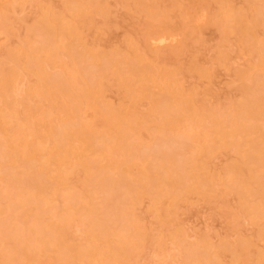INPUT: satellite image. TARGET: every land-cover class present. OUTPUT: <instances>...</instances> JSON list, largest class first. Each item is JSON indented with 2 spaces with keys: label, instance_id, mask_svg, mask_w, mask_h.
<instances>
[{
  "label": "rangeland",
  "instance_id": "1",
  "mask_svg": "<svg viewBox=\"0 0 264 264\" xmlns=\"http://www.w3.org/2000/svg\"><path fill=\"white\" fill-rule=\"evenodd\" d=\"M46 14L53 20L54 39L62 45L51 49L52 53L44 47H48L47 38L54 40L53 36L40 32L41 25L38 28ZM73 71L79 74L78 82L72 85L77 103L59 93L68 86ZM42 74L51 80L50 89L40 82ZM0 78L7 81L4 84L0 79V118L14 117L6 120L5 126L0 124V223L13 233L21 227L27 229L41 212L60 227L58 239L70 249H89L91 240H97L92 247L94 254L86 263L77 257L60 260L51 246L36 249L32 262L23 259L20 264H202L206 256L219 257V264H264V205L257 197L263 187L257 188L260 182H256L249 190H242H256L257 196L243 194L227 172L232 166H246L255 156L254 145L264 138V0H0ZM250 110L258 119L248 117L253 113ZM65 117H70L67 127L62 122ZM118 121L131 123L138 131L131 132L133 145L127 143L135 145L131 151H136L133 155L138 162L131 174L139 176L141 163L153 179L144 173L142 186L146 188H142L149 191L141 189L133 193L134 197L128 194L130 199L126 196V202L134 199L128 202L125 215L130 224L123 220L130 229L120 237L110 235L102 240L92 232H99V227L91 230L86 222L92 203L96 214L100 211L102 215L117 202L104 184L110 182L109 177L121 179L120 170L129 164L125 156L131 153L128 147H124L127 155L120 150L122 132L114 131ZM50 126L60 135L51 136L47 131ZM69 130L77 134L72 142L74 154L70 152L57 165V138L66 141ZM38 132L48 133L47 141L40 142ZM14 140L27 143L26 151L33 159L30 173L34 174L40 164L47 168L35 181L43 187V194H25L30 199L44 200L41 209L27 205L26 218L11 207L17 185L10 181L13 168L3 165L7 158L1 149H6L4 143ZM85 142L94 144L97 150L84 152L81 147ZM101 148L111 151L104 160L96 154ZM79 151L87 161L97 158L104 165H116L103 172L107 181H103L100 169L96 168L100 173L95 168L88 171L81 160L78 162V155H82ZM174 154L177 162L171 167ZM192 154L202 164L199 172L189 167ZM156 155L158 162L171 167V182L180 178L178 173L172 175L174 171L186 169L194 175L176 191L170 188L177 193L175 200L171 190L160 197L157 188L149 186L165 172L154 164ZM21 160L14 165L17 171L24 170ZM255 165L250 162L247 166L259 172ZM155 168L163 172L155 176L159 174L152 173ZM59 171L65 173L61 183L56 180ZM252 172L246 170L241 176L248 178ZM72 195L81 198L79 203L74 201L79 213L71 210ZM99 208L105 211L97 212ZM117 219L109 220L116 230L124 223ZM0 240V264H9L4 259L11 256L15 243L1 233ZM123 241L127 248H123ZM121 246L126 251H121ZM117 248L122 253L115 255ZM201 252L208 255L202 257ZM196 260L200 262L194 263Z\"/></svg>",
  "mask_w": 264,
  "mask_h": 264
},
{
  "label": "bare ground",
  "instance_id": "2",
  "mask_svg": "<svg viewBox=\"0 0 264 264\" xmlns=\"http://www.w3.org/2000/svg\"><path fill=\"white\" fill-rule=\"evenodd\" d=\"M47 13V12H46ZM44 16V15H43ZM49 17V14L47 15H45L44 16V19H45V21H43V18L40 20V21H43V25L42 24H39L38 25V28L40 27V25H41V27H42V29L43 30H39V29H37V30H39L40 32L42 31V32H46V34L48 33V36H53L52 38L54 39L55 38V34H54V31H55V29L52 27V25H53V20L50 18H46V17ZM45 22V23H44ZM40 23H42V22H40ZM44 27V28H43ZM37 28V27H36ZM53 28V30H51ZM56 33V32H55ZM45 33L43 34V36L44 35H46ZM42 35V34H41ZM43 38H46V36L45 37H43ZM49 39H51V38H49ZM48 38H47V41H49L48 43L49 44H47V42L46 43H44L45 45L47 44V46L48 47H44V49L46 48V49H48L47 51H48V53L49 52H51V49L54 51V50H57V49H55V48H60V46H62L61 45V42H59V41H57L56 39H54V40H49ZM44 40H46V39H43V41ZM64 45V44H63ZM52 53V52H51ZM79 71V70H78ZM8 73V72H7ZM6 73V74H7ZM10 74V73H9ZM40 74H41V72H40ZM10 76H12V75H10ZM42 76H43V78H42ZM3 78V77H2ZM5 78H8V76L7 77H5ZM41 78L43 79H41V81L40 82H42V83H44L49 89L51 88V86L52 85H50V82L49 81H51L50 79H49V81H47V79H46V74H42L41 75ZM1 79V78H0ZM78 79H79V74L77 73V72H75V71H73V72H71L70 74H69V83H68V86L66 85L65 86V88L63 89L62 87V91H59V93L62 95V96H65L66 98H67V100L69 99V101H70V99H73L74 101H76L75 103H77L78 102V98H77V96H74L73 95V93H72V85L74 84V83H76V82H78ZM88 79H90V78H88ZM3 80H5V79H3ZM2 79H1V81H3ZM8 80V79H7ZM9 81V80H8ZM54 81H56L57 82V80H54ZM4 82V81H3ZM3 82H1L0 84L2 85V83ZM5 82H7V81H5ZM5 82H4V84H5ZM49 83V85H48V83ZM60 82V81H59ZM41 83V84H42ZM53 83V82H52ZM61 83V82H60ZM55 84V83H54ZM57 84V83H56ZM56 84H55V86H56ZM88 85L90 84V81H88V83H87ZM7 85V84H6ZM6 85H4V86H6ZM60 84H58V86H59ZM61 85H63V82L61 83ZM60 85V86H61ZM40 86V85H39ZM43 86V85H42ZM1 87V86H0ZM8 87V86H7ZM6 87V88H7ZM41 87V86H40ZM39 87V88H40ZM53 87H54V85H53ZM2 88H3V86H2ZM5 88V87H4ZM3 88V89H4ZM43 88V87H42ZM42 88H40V90L42 89ZM56 88H57V86H56ZM55 88V89H56ZM8 89H9V87H8ZM8 89H6L7 91H9ZM54 89V88H53ZM58 89L60 90V88H57V91H58ZM5 90V89H4ZM42 90H44V89H42ZM1 91V93H3L2 92V89L0 90ZM4 93H5V91H4ZM58 93V92H57ZM58 93V94H59ZM59 94V95H60ZM53 95V98H55L54 97V93L52 94ZM56 95V94H55ZM60 95V96H61ZM248 99V98H247ZM249 99H251V98H249ZM73 100H71V101H73ZM253 100H254V98H253ZM73 101V102H74ZM258 101V100H257ZM251 102L252 101H249L248 103L249 104H251ZM254 102H255V100H254ZM253 103V102H252ZM256 103V102H255ZM156 104H157V102H156ZM8 105V104H7ZM9 105H10V103H9ZM8 105V106H9ZM157 105H159V103L157 104ZM7 106V107H8ZM257 106V105H256ZM60 107V106H59ZM68 107V106H67ZM70 108V107H69ZM247 108V106L245 107V109ZM62 109H63V111H61V112H64V109L65 108H63L62 107ZM67 109V108H66ZM182 109H184V108H182ZM71 110V109H70ZM162 110H164V112L166 111L164 108L162 109ZM184 110H186L187 112L190 110L189 108H185ZM172 111V110H171ZM65 112H66V110H65ZM73 112V111H72ZM75 112V111H74ZM162 112V111H161ZM164 112H163V114H164ZM250 112H253V113H251V114H249L248 115V117H251V119H258V117H257V115L255 116L254 114V111L252 110H250ZM13 113V112H12ZM15 113V112H14ZM168 113V112H167ZM165 114H166V112H165ZM12 115V114H11ZM47 115V114H46ZM251 115H253V116H251ZM5 116V115H4ZM9 117H3V115H2V117L0 118V120H1V122H0V124L1 125H3V126H5L4 124H7L8 122L6 121V120H8V119H10V120H12L14 117L13 116H10V115H8ZM15 116V115H14ZM42 116H44V115H42ZM67 116V115H66ZM66 118V117H65ZM68 118H70V117H67L66 119H63V125L65 126V127H67V126H69V124H70V119H68ZM108 120H109V118H108ZM112 122V120H109V123H111ZM167 123V122H166ZM28 124V126L30 127V125H29V123H27ZM39 124V123H38ZM164 124V123H163ZM163 124H160V125H163ZM116 126L114 127L115 128V132L118 134V133H120V132H122V134H121V137L119 136V139L121 140V144H123V145H121V147L123 146V148L122 149H120V146L118 145L116 148L117 149H120V150H123V151H125V155H127L126 154V150H127V148H126V150H124L125 148L124 147H128V149H129V151L128 152H130L131 150H134L133 148H134V146L133 147H131V146H129V145H127V143L129 144V142H130V139H131V132H134V133H137L138 131H137V128H135L134 126H132L131 125V123H126L125 125L121 122V121H118L116 124H115ZM159 127V126H158ZM167 126H165V127H163L164 129H167L166 128ZM169 127L170 126H168V129H169ZM34 128H35V125H34ZM239 127H237L236 129H235V131H234V133H233V135H235V134H237L236 133V130L238 129ZM5 129V128H4ZM56 129V128H55ZM54 128H52L51 126H50V128H49V130H47L49 133H50V135L52 136V135H57V136H59L60 134V132H58V131H56ZM78 129H80V128H78ZM77 129V130H78ZM253 129V128H252ZM256 129V128H255ZM32 130H33V127H32ZM36 130V132H37V129H35ZM160 130V129H159ZM158 130V131H159ZM163 130V129H162ZM161 130V131H162ZM2 131H3V129H2ZM168 131H171V129H169ZM250 131H253V130H251V129H249L248 130V132H250ZM4 132H6V131H4ZM167 132V131H166ZM63 133V132H62ZM65 133V132H64ZM38 134H39V132H38ZM38 134H37V136H38ZM81 134V133H80ZM48 135V133L47 134H39V137H38V139L40 140V142H44L45 140L47 141V136ZM50 135H49V137H50ZM66 135L68 136V138H66L67 140L66 141H63V140H65L64 139V137H63V135L61 134V136L63 137V140L62 141H60V138H57L58 139V146H56V150H58L57 151V157H58V159H57V165H58V163L60 162V161H63L64 160V158H65V156L67 155V154H70V152H72V142H73V140H74V136L75 135H77V134H75L74 133V131H66ZM60 136V137H61ZM219 136H221V135H219ZM61 137V138H62ZM53 138H54V136H53ZM55 138H56V136H55ZM82 138V136H80V139ZM92 138H93V135H92ZM94 138H96V137H94ZM223 138V137H222ZM56 139V140H57ZM76 139H78V138H76ZM80 139H78L79 141L78 142H80ZM96 139H94V141H95ZM5 141V140H4ZM7 141V140H6ZM54 141H55V139H54ZM129 141V142H128ZM49 142V141H48ZM82 142V141H81ZM93 142V141H92ZM119 142V141H118ZM258 142V141H257ZM84 142H82L81 144H83ZM131 143V145H133V143H132V141L130 142ZM171 143V142H170ZM2 144V143H1ZM56 144V143H55ZM54 144V145H55ZM117 144V143H116ZM4 145L6 146V149H4V148H2L3 146H1V150L4 152V155L3 154H1V155H3V156H5V160H6V158H7V162H5V163H3V165H5V167H10L11 166V168H13V169H11V172H10V176H11V180L10 181H12V183H14L13 184V186H16V193H15V195L14 196H12L11 197V200H12V202H13V206H12V203H11V207H12V209L15 211L14 213H17V212H19V211H21V212H19L18 214H22V216H23V218H26L27 216H28V212H27V208H26V206L27 205H34V206H36L39 210L41 209V204L43 203V201L44 200H42V201H38L37 199H35V198H33V199H30V198H28V197H26L25 196V194L27 193V192H29V193H31L32 195H33V197L34 196H36V195H42L43 194V187L40 185V184H36L35 183V181L36 180H38L39 178H40V176L42 175V174H45V172L47 171V168H46V166L44 165V164H40L39 166H38V169L36 170V171H34V174L33 173H30L29 171L30 170H28V169H31V167H32V157H31V154L29 153V152H27L26 151V146H27V143L26 142H24V141H8V142H6V143H4ZM85 145V146H84ZM84 145H82V150L85 152V151H95V150H97V149H95V147H94V144H86V142H85V144ZM4 146V147H5ZM258 146V147H257ZM112 147V146H111ZM114 147V146H113ZM115 147H114V149H115ZM172 147V146H171ZM254 151H255V156L253 155V157H251V159H249V160H251V161H249V163H247L246 164V166H245V164H241V165H238V166H232V168L231 169H228V170H231V171H228L227 170V172L228 173H231L232 175V180H231V182L233 183V185L234 186H236V187H238V189H241V191H242V193H243V190L242 189H246V190H249L250 189V187H254V186H252V185H254V183H256V182H260V184L258 183L257 185V188H259V186H260V188L261 187H263V189L262 190H264V138L259 142V144H257L256 143V145H254ZM104 148H106V147H104ZM108 148H110V147H108ZM193 149H195V147H192ZM192 148H190V149H192ZM55 149V148H54ZM74 149V148H73ZM101 149H103V148H101ZM192 149V150H193ZM198 150H200L201 152L203 151V150H201V149H199V148H197ZM55 150V151H56ZM100 150V149H99ZM151 149H149V151H150ZM196 150V149H195ZM81 151V150H80ZM79 151V152H80ZM108 151V149H103V150H101V151H99V153H96V154H98L101 158H98L99 160L100 159H103L104 160V158L106 157V155H109V152H111L110 151V149H109V152H107ZM176 151V150H175ZM194 151V150H193ZM197 151V150H196ZM3 152H1V153H3ZM75 152V151H74ZM78 152V153H79ZM133 151H131V153L129 154L128 153V155H130V156H125V158H127L126 160H129V164H128V166H126V168L125 169H121L120 170V175H121V179L120 180H113V179H111V177H109V179H110V182L109 183H105L104 185L106 186L107 185V188L108 187H110V188H108V189H105V190H109V192L108 193H110V195H112V197H113V199L112 200H114L115 201V198H116V200H117V202H116V204H115V206L113 205V206H110L109 208H108V211H107V209H105V207L107 206V205H110V203L108 204H106V206H104V209L106 210V212L104 213V214H102V215H100L101 214V212L99 211V210H101L100 208L99 209H97V212L99 211V213L100 214H96V208H95V204H93L92 202H90V203H92V205H90V203H88L90 206H91V209H89V210H91V215H89L90 217H93V218H91L90 220L92 221V225H90L89 226V224H90V220H89V218H88V221L86 222V224L88 223V227H89V229L91 228V230L93 229V228H95L96 226L97 227H99V229H96V230H100L99 232L98 231H96V232H94L95 230L93 229V234H95V235H93V236H97V235H99V237L102 239V240H105V239H108V237L110 236V235H115V236H117V237H120L121 235H123L126 231H128V228L130 227H128V224H130V223H128L129 222V220H127V218L125 219V215H127V210L126 209H128V207H129V201L130 200H128L127 202H126V196L128 195V194H132V196L134 197V195H133V193L135 194H137V192L139 191V190H143V188H146V187H143L142 186V183H143V180H142V177H143V175H144V173L145 172H147V170H148V168L146 169L145 168V166L143 165V164H141L140 163V168H141V165H143L142 166V169L140 170V168H138L139 169V172H138V174H139V176H134V175H132L131 174V169H132V167L134 168V167H136V166H138V162H137V160H135L134 158H137L136 157V154H135V156L133 155L134 153H136V151L135 152H133ZM161 152V151H160ZM177 152V151H176ZM192 152V151H191ZM53 153H55V152H53ZM52 153V154H53ZM73 153V152H72ZM82 155H78V156H81L80 157V159L78 158V156H77V158L79 159L78 160V162L81 160V165H84L85 166V168H86V170H92V169H96V168H98V170L100 169V171L102 172V175H103V172L104 173H106L109 169H113L110 165H113V164H111V163H108V162H110L109 160L107 161V163H108V165L107 164H105L104 165V163H102L103 162V160L102 161H98V159L96 158L95 160L93 159V161H87L86 159H84V154L82 153V152H80ZM108 153V154H107ZM151 153H152V150H151ZM162 153V152H161ZM196 153V152H195ZM199 153V152H198ZM197 153V154H198ZM74 154V153H73ZM75 154H77V153H75ZM169 154V153H168ZM179 154H180V152H179ZM149 155V154H148ZM147 155V156H148ZM175 155V154H174ZM173 155V158L171 159L172 160V165H171V167L172 166H176L175 164H176V162L177 161H175V158L174 157H176V155L174 156ZM193 155V154H192ZM192 155H191V157H192ZM2 156V157H3ZM146 156V155H145ZM147 156H146V159H147ZM151 156H153V157H155L154 155H150V157ZM160 156V155H159ZM67 157V156H66ZM104 157V158H103ZM108 157V156H107ZM129 157V158H128ZM149 157V156H148ZM18 158H21V159H23V161H24V165H23V167H24V170L23 171H17V169L15 170V168H14V165L17 163V161H20V160H18ZM68 158V157H67ZM157 158H158V156L156 155V159L155 158H153V160H155L154 162H156V160H157ZM252 158H255V159H252ZM2 159V158H1ZM3 159V160H4ZM66 159V158H65ZM142 159V158H141ZM140 159V160H141ZM151 158H149L148 160H150ZM138 160H139V158H138ZM148 160H146V161H148ZM22 161V160H21ZM22 161V162H23ZM65 161V160H64ZM4 162V161H3ZM55 162V161H54ZM127 162H125V163H127ZM142 162V161H141ZM143 162H145V161H143ZM142 162V163H143ZM157 162H158V160H157ZM156 162V163H157ZM180 162H182V161H180ZM250 162H251V165H255V164H257V165H255L256 167H257V170H259V172L257 171L256 172V168L253 170L252 168H251V166H247L248 164L250 165ZM80 163V162H79ZM150 164L151 163H153V162H149ZM156 163H154L155 165H156V167H157V169L159 168L160 170H164L165 172L164 173H162L163 171H161L160 173H162L161 175H160V173L159 172H157L156 171V168L154 169L155 171H152V173H154V172H156V173H159L158 175L156 174L155 176H159L158 178H156L157 179V181H155L154 180V184H152L151 185V182H153V181H151L150 182V184H149V186H150V188H152L153 187V189L152 190H154L155 188H157V190L158 191H155L157 194V196H162L163 194H167V192H169L171 189L170 188H175V189H173V190H175L176 191V188H179L180 186L179 185H181L182 183H185L186 182V180L188 179V178H191V177H194V175H192V176H190V173L189 172H187L188 170H186V169H184V171H179L178 169V171L179 172H177L176 171V173H175V171L174 172H172V175H173V173L174 174H179V177L180 178H178V179H180V181H175L174 183H173V181L171 182L169 179H170V177H171V173H170V169H171V167H169V166H165L164 165V163L163 164H161V161H159L158 162V164H156ZM166 163H167V161H166ZM165 163V164H166ZM184 163H186V160H185V162ZM253 163V164H252ZM8 166H7V165ZM23 164V163H22ZM61 163H59V165H60ZM145 164H147L146 162H145ZM167 164H169L170 165V162H168ZM174 164V165H173ZM183 164V163H182ZM149 165V164H148ZM179 165V164H178ZM1 166H2V163H0V168H1ZM114 166V165H113ZM118 166V165H117ZM147 166V165H146ZM151 165H149V167H150ZM180 166H181V164H180ZM260 166V167H259ZM34 167H35V165H34ZM33 167V168H34ZM114 167H116V165L114 166ZM183 167V166H182ZM182 167H180V170H181V168ZM190 168H192V169H194V171H196V172H199L200 171V169L202 168V164L201 163H199V160H198V158H197V155H193V157H192V159H191V162H190V166H189ZM254 167V166H253ZM146 169V171H145V169ZM183 168H188L187 166L185 167V165H184V167ZM260 168V169H259ZM3 169V168H2ZM115 169V168H114ZM117 169V168H116ZM151 169V168H150ZM97 170V169H96ZM97 170V171H98ZM174 170V169H173ZM183 170V169H182ZM246 170H250V172H252V174H251V176H249L248 178H244L243 176H241L242 175V173L244 172V171H246ZM252 170V171H251ZM96 171V172H97ZM100 171H98V173H100ZM144 171V172H143ZM150 171V170H149ZM148 171V172H149ZM159 171V170H158ZM60 172V171H59ZM67 172V171H66ZM255 172V173H254ZM33 174V175H32ZM59 175L57 176V177H59V178H57L56 180H58L57 181V183H61V181H62V179H63V176L65 175V173L64 172H60V173H58ZM92 174H93V172H92ZM147 173H145V175H146ZM149 174V175H148ZM147 174V177H149V178H152V177H150V173H148ZM259 174V175H258ZM102 175H101V177H100V175H99V178H100V180H102V179H104V175H103V178H102ZM106 175V174H105ZM260 177V178H259ZM102 178V179H101ZM155 178V177H154ZM153 179V178H152ZM40 180V179H39ZM42 180V179H41ZM151 180V179H150ZM149 180V181H150ZM43 181V180H42ZM98 181V180H97ZM103 181H107V179H104ZM109 181V180H108ZM185 181V182H184ZM90 182V181H89ZM92 182H93V180H92ZM100 182V181H99ZM11 182H10V185L12 184ZM38 183H40V182H38ZM42 183V182H41ZM134 183H136V184H138V185H136V187H134L135 186V184ZM149 183V182H148ZM147 183V184H148ZM164 183V184H163ZM231 183V184H232ZM96 184V183H95ZM102 184V183H101ZM100 184V185H101ZM146 184V183H145ZM145 185V186H148V185ZM165 185V187L166 186H169V189L168 188H166L165 190L163 189V185ZM97 185V184H96ZM103 185V184H102ZM161 185V186H160ZM232 185V186H233ZM152 186V187H151ZM183 186V185H182ZM40 187H42V188H40ZM56 186H54V188H55ZM98 187H99V185H98ZM102 187V186H101ZM143 187V188H142ZM164 187V188H165ZM140 188V189H139ZM149 188V189H150ZM181 188V187H180ZM255 188H256V186H255ZM259 188V189H260ZM100 189V188H99ZM148 189V188H147ZM236 189V188H235ZM101 190L103 191V188H101ZM142 190L141 191H139V192H142ZM146 189H144L143 190V192H148V191H145ZM246 190H245V192H246ZM151 191V190H150ZM172 191V190H171ZM174 191V192H175ZM237 191H239V190H237ZM251 192V194L252 195H255V196H257L258 194H255V191L256 190H250ZM106 192V193H107ZM154 192V191H153ZM155 192H154V194H155ZM173 191L171 192V193H173L174 195H173V197L172 198H174V200H175V198H177V193H174ZM240 192V191H239ZM152 193V192H151ZM170 193V192H169ZM241 193V192H240ZM249 193V191H248V193L246 192V193H243V194H250ZM254 193V194H253ZM256 193H258L257 191H256ZM153 194V195H154ZM250 194V195H251ZM108 195V194H107ZM109 195V198H112L111 196ZM155 195V199H158V197ZM261 195V196H260ZM73 197H74V195H72ZM114 196H116V197H114ZM70 197V196H69ZM79 197H81V196H79ZM128 197H129V195H128ZM132 197V198H133ZM137 197V196H136ZM135 197V198H136ZM157 197V198H156ZM257 197H259L260 199H261V201H259V202H262V205H264V191H262V192H260V194H259V196H257ZM108 198V197H107ZM108 198V199H109ZM131 198V201L133 202V200L134 199H132ZM138 198V197H137ZM70 199V198H69ZM81 199V198H80ZM80 199L76 196V197H74V199H73V202L74 201H76L77 203H79V201H80ZM128 199V198H127ZM129 199H130V197H129ZM91 200V199H90ZM111 200V199H110ZM136 200V199H135ZM109 201V200H108ZM130 201V203H132ZM174 202V201H173ZM81 204V203H80ZM80 204H78V206L80 205ZM113 203H111V205H112ZM71 205H72V203H71ZM75 205H76V203L74 202V205H73V207L71 208V210H73V209H75V211H77L78 213H79V207H77V205H76V207H75ZM84 205H87V203L86 204H84ZM88 206V205H87ZM90 206H88L89 208H90ZM80 207H81V205H80ZM84 207L85 206H83V208L82 209H84ZM108 207V206H107ZM106 207V208H107ZM70 208V207H69ZM79 210H77V209ZM98 208V207H97ZM16 209V210H15ZM109 209H111V210H109ZM1 208H0V212H1ZM70 210V211H71ZM89 210H84L85 212H87V211H89ZM104 210V211H105ZM17 211V212H16ZM68 211V210H67ZM66 211V214L67 215H69L68 214V212ZM74 211V210H73ZM72 211V212H73ZM74 211V212H75ZM84 211H83V213H84ZM101 211H103V209L101 210ZM103 211V212H104ZM255 211V210H254ZM102 212V213H103ZM81 213V212H80ZM88 213V212H87ZM86 213V214H87ZM264 213V212H263ZM88 214H90V213H88ZM17 215V214H16ZM15 215V217L17 218V216ZM102 216V217H98V216ZM262 215V214H261ZM264 215V214H263ZM88 216V215H87ZM114 217H116V219L118 218V219H121V220H119V221H123V220H125V221H127V223H125L124 221V223H123V225L122 224H120L122 227H121V229H118V230H116V229H113L112 227H110L111 226V224H110V221L109 220H111V218L115 221L116 219L114 218ZM62 218V216L60 217V219ZM117 219V220H118ZM111 222H113V221H111ZM95 226V227H94ZM27 229H24L23 227H21V229H16L13 233H11L9 230H8V227H7V225L5 224V223H0V229H1V231H0V233L3 235V236H6L7 238H11L12 237V239H13V241H14V243H15V246H14V250L11 252V256L10 257H8L7 259H4L5 261L7 260V262L9 263V264H12V263H15V264H20L21 263V260H27V262H32V260H33V254H34V252L36 251V249H42V248H47V247H53L54 248V250H55V252H56V254L58 255V258L60 259V260H65V261H67V260H69V259H74L75 257H77L78 259H80V260H83L85 263L86 262H88V260L93 256V254H94V248H92L93 246L95 247V242L97 241V240H91V245L89 244V249H81V248H75V249H70L68 246H65L64 244H62L61 243V241L58 239V237H59V235L61 234V231H60V227L57 225V224H55L52 220H51V217H49V216H47L45 213H39L37 216H35V218H34V220H33V223H32V225L31 226H28V227H26ZM130 229V228H129ZM91 231H90V233H89V230H88V234L89 235H91V233H92ZM91 237H92V235H91ZM93 238H95V237H93ZM96 239V238H95ZM100 239V240H101ZM99 240V239H98ZM2 240H0V242H1ZM108 241V240H107ZM3 242V241H2ZM32 242H34V244L35 245H31V243ZM90 243V242H89ZM125 242L123 241L122 242V244H124ZM123 246V248L124 247H126L125 246V244L124 245H122ZM122 246L120 247V249H121V251L122 250H124V249H122ZM207 247V246H206ZM127 248V247H126ZM118 249V248H117ZM73 250H75L74 252H75V254L74 255H72V251ZM117 251V250H116ZM119 249H118V252L115 254V253H112V254H115V255H118L119 254V252H121ZM124 251H126V249L124 250ZM112 252V251H111ZM114 252H115V249H114ZM122 253V252H121ZM125 253V252H124ZM201 253H203V256L202 257H204V254L206 253V252H201ZM200 253V254H201ZM208 253V252H207ZM206 253V255H208ZM199 255V254H198ZM202 255V254H201ZM211 255V254H210ZM122 256V255H121ZM123 256H124V254H123ZM3 257V255H2V253L0 252V259ZM199 257H200V255H199ZM202 257L200 258V261H202L201 259H202ZM219 257H217V259H218ZM205 259L206 260H204V263H202V264H219L220 262H219V260L217 261V259L216 258H214V257H205ZM212 259H214V260H212ZM238 259H240L239 257H238ZM199 261V260H198ZM199 261V262H200ZM238 261V260H237ZM199 262H197V260L194 262V263H199ZM203 262V261H202ZM217 262H219V263H217ZM113 264H117V263H113ZM200 264H201V262H200Z\"/></svg>",
  "mask_w": 264,
  "mask_h": 264
}]
</instances>
